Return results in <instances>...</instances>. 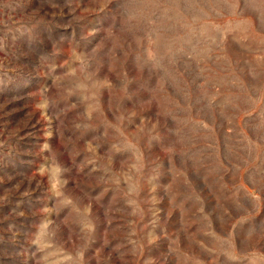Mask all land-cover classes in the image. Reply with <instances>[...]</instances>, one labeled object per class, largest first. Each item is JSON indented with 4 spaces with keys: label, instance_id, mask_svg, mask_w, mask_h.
I'll return each mask as SVG.
<instances>
[{
    "label": "rangeland",
    "instance_id": "1",
    "mask_svg": "<svg viewBox=\"0 0 264 264\" xmlns=\"http://www.w3.org/2000/svg\"><path fill=\"white\" fill-rule=\"evenodd\" d=\"M0 264H264V0H0Z\"/></svg>",
    "mask_w": 264,
    "mask_h": 264
}]
</instances>
